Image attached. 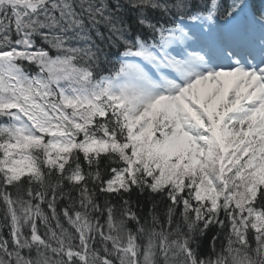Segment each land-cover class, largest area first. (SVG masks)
<instances>
[{
    "label": "snow or ice",
    "instance_id": "snow-or-ice-1",
    "mask_svg": "<svg viewBox=\"0 0 264 264\" xmlns=\"http://www.w3.org/2000/svg\"><path fill=\"white\" fill-rule=\"evenodd\" d=\"M0 264H264V0H0Z\"/></svg>",
    "mask_w": 264,
    "mask_h": 264
}]
</instances>
